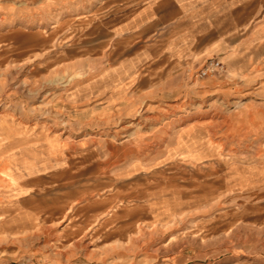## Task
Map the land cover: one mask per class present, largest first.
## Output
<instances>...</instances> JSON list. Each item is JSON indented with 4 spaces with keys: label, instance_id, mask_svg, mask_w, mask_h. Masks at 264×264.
<instances>
[{
    "label": "rangeland",
    "instance_id": "rangeland-1",
    "mask_svg": "<svg viewBox=\"0 0 264 264\" xmlns=\"http://www.w3.org/2000/svg\"><path fill=\"white\" fill-rule=\"evenodd\" d=\"M134 1L0 0V264H264V16L170 100L99 115Z\"/></svg>",
    "mask_w": 264,
    "mask_h": 264
},
{
    "label": "crops",
    "instance_id": "crops-1",
    "mask_svg": "<svg viewBox=\"0 0 264 264\" xmlns=\"http://www.w3.org/2000/svg\"><path fill=\"white\" fill-rule=\"evenodd\" d=\"M262 16L264 0H135L109 25L114 60L90 76L82 102H97L100 115L108 109L133 112L151 101L170 100L184 85L185 69L233 46ZM191 141L189 130L176 131L169 140V157L186 152ZM194 142L202 141L195 137ZM158 220V215L150 219Z\"/></svg>",
    "mask_w": 264,
    "mask_h": 264
},
{
    "label": "built area",
    "instance_id": "built-area-1",
    "mask_svg": "<svg viewBox=\"0 0 264 264\" xmlns=\"http://www.w3.org/2000/svg\"><path fill=\"white\" fill-rule=\"evenodd\" d=\"M220 67V62H214V61H210L209 63H207L202 70L200 71L199 75L201 76H205L209 73L215 72L219 69Z\"/></svg>",
    "mask_w": 264,
    "mask_h": 264
}]
</instances>
